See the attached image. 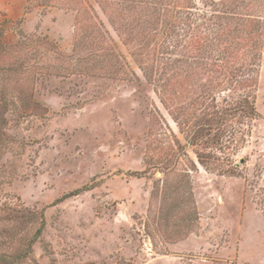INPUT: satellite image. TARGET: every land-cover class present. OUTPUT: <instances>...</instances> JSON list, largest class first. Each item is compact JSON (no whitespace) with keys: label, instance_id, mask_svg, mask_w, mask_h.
Returning a JSON list of instances; mask_svg holds the SVG:
<instances>
[{"label":"rangeland","instance_id":"374dc122","mask_svg":"<svg viewBox=\"0 0 264 264\" xmlns=\"http://www.w3.org/2000/svg\"><path fill=\"white\" fill-rule=\"evenodd\" d=\"M0 32V66L17 63L0 73V260L43 211L18 264H264V0H0ZM244 96L254 118L191 145Z\"/></svg>","mask_w":264,"mask_h":264},{"label":"trees","instance_id":"16d2710c","mask_svg":"<svg viewBox=\"0 0 264 264\" xmlns=\"http://www.w3.org/2000/svg\"><path fill=\"white\" fill-rule=\"evenodd\" d=\"M234 1H236V0H234ZM227 7H229V6H227ZM117 14H118V12H117ZM225 30L226 29H224L223 31L221 30V32H220L223 36L224 35L229 36L230 33L233 32V30L227 29L228 32L225 33ZM238 33H239L238 36H241V37L243 36V33L246 35L249 34V32H247V31L238 32ZM1 35H3L2 32H0V37H1ZM207 46H209L208 50L210 52L214 51L213 44L207 45ZM5 47L1 44V40H0V55L4 53ZM203 48H204V50H206V45ZM92 56H94V55H92ZM227 56H228V54H227ZM221 60H224V59H221ZM248 64L249 63L245 62L244 67H241L236 63L230 65V64H228L227 59H225L223 64L219 65V66L224 70V72L229 73L230 77L232 79H234L235 83H239V79L241 77L240 75H244L245 81H250L252 79V76L254 73L253 66H255V65L252 64L253 65L252 67H247ZM9 66L17 67V63L15 62L13 64H10ZM12 67L4 68L3 66H0V73L2 71L3 72L4 71L5 72L6 71H16ZM29 68L30 67L25 65V62H24V63L20 64V70L19 71L28 72ZM222 69H221L220 73H223ZM215 71H220V70L217 68ZM2 108H3V105L0 103V110H3ZM237 112H243V113H245V116H248V117L254 118L256 116V112L254 109L253 102L250 100L249 96L242 97L239 100V102H237V100H234L232 105L229 106V104H227L223 110L221 109V111H215L214 110V112H212L210 118L206 117L204 120L199 119L200 121H197V123L194 125L195 127H193L194 141L192 142L193 144L191 143V145L206 143V142H202V140H201L203 136H212V138H216V139H214L215 141H218L220 139V137L222 136V134H221L222 131H221L220 127H221V125H223L225 123V121H227L226 116L231 115V114H236ZM213 115H215V116H213ZM2 116H3V114L0 112V118H2ZM202 118H204V117H202ZM2 137L4 139V134L2 132L1 124H0V144L2 143ZM213 143H217V142H213ZM195 154H196L197 162H199L202 165H205L204 163L206 160L204 159L203 154L198 152V151H196ZM225 171L230 172L229 168L225 169L224 172ZM78 191H79V189L74 190L71 194H65L62 197L57 198L55 200V202H59L62 199L68 197L69 195L77 194ZM29 217H31V218H29L30 221L32 220V221L38 222V224H39L38 227L34 230L32 236L28 240H26V246L24 248H22L21 252L14 253V254L5 253L1 257L0 264H18L19 263L18 259L20 257H26V255H28V253L31 252L32 244L40 237V235L44 229L45 223H44L43 211L29 215Z\"/></svg>","mask_w":264,"mask_h":264}]
</instances>
